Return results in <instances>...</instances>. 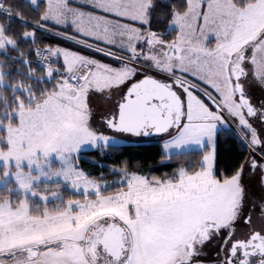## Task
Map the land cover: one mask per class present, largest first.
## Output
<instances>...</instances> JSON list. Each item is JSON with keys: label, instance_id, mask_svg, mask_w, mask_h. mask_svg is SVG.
Listing matches in <instances>:
<instances>
[{"label": "snow or ice", "instance_id": "1", "mask_svg": "<svg viewBox=\"0 0 264 264\" xmlns=\"http://www.w3.org/2000/svg\"><path fill=\"white\" fill-rule=\"evenodd\" d=\"M0 264H264V0H0Z\"/></svg>", "mask_w": 264, "mask_h": 264}]
</instances>
